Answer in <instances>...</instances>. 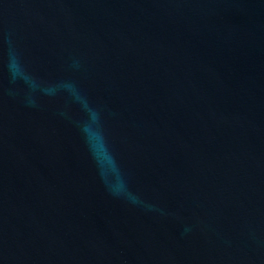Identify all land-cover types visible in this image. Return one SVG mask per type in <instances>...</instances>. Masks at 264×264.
Segmentation results:
<instances>
[{"label":"water","instance_id":"obj_1","mask_svg":"<svg viewBox=\"0 0 264 264\" xmlns=\"http://www.w3.org/2000/svg\"><path fill=\"white\" fill-rule=\"evenodd\" d=\"M0 264H264V0H0Z\"/></svg>","mask_w":264,"mask_h":264}]
</instances>
